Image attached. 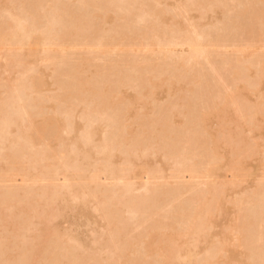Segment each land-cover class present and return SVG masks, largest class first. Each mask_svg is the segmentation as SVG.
I'll use <instances>...</instances> for the list:
<instances>
[{"label": "rangeland", "instance_id": "rangeland-1", "mask_svg": "<svg viewBox=\"0 0 264 264\" xmlns=\"http://www.w3.org/2000/svg\"><path fill=\"white\" fill-rule=\"evenodd\" d=\"M9 1L11 2V4L15 5L16 8H18L19 4L21 7L22 1H24L26 5L33 2V0H4V3L8 5ZM72 1L73 2H67L70 7H68L69 5L65 2V0L60 1L61 3H64L62 5H65V3L68 5L67 8H69V16L71 15L70 13H72L70 19L69 16H67L68 18H64V14L66 12L65 11L63 14L64 16L61 15L63 16L64 20L69 19L68 21H70L72 19L71 21H74L76 18L81 17L80 21H82L83 18V20L85 19V22L82 23H87V20L94 19L92 17L91 19L88 14L87 15L89 17L85 16V12L87 10L83 13L84 8L82 7V5V8H79V1ZM139 1L141 7L144 6L143 8L147 11L154 10L152 18L153 20L149 19L147 23L144 22V27V23H140V25L137 23L139 19L136 17V14H134L136 15L134 17V20L131 17V20L134 21V23H131L129 17L131 13L128 14V16L126 15L127 13H121L120 15L123 16V14H125V16H127L126 18L128 22L126 21L127 24L125 25L126 22H123L126 19L124 20L120 17L119 18L121 20L118 18V20L115 21L116 23H120L119 26L121 25L122 27L121 32V27L119 28L118 24L116 27L115 22L107 25L111 27V29L112 26L116 29L119 28L118 31L120 32H118L117 34L119 36L113 35L115 34V31H117L114 28L115 31L111 34V36H114V38L108 36L109 32L113 31V29L108 30V35L105 34L107 35L106 37H109L107 39H111V41L113 40L110 46H88L87 44L78 43V40L76 41L72 39L74 41H71L69 44H61L50 47L53 51V55L51 56H53L54 59L52 58V60L50 59L41 61L40 65H42V68L39 70V74L44 79V68L45 71H48L50 65L54 64L52 66H55V69H53L54 71H52V76L49 77L50 80H53L52 89L54 91H50L48 89L43 90V87L47 88L48 86L46 82H43L42 86L39 85L38 87L40 89V92L39 90H37L38 93L35 91L33 96L31 92L29 96H32V98H26V100L30 99L28 103L27 101L25 102L26 104L24 103V109L25 111H27L26 113L28 115L24 114L25 111H23V115H25L24 118L26 119L27 125L30 126V134L33 140L26 144V148L33 152H37L42 148L47 149L49 153V161H52L54 163L56 162L60 166L61 146L55 143V139L57 137V134H62L64 130L67 131L71 128L70 125L73 121L72 111H76L80 108V121L82 122V130L80 131V134H83L80 135L81 141L83 140V142H87L90 139L88 134L90 132V127L94 126L98 121L102 122L105 125V130L103 132V140L105 142L104 146L109 150L112 149L110 151H113V149L117 150L118 148V152L120 151L122 152V154L127 152V154H129L130 149L132 152V149L135 150L138 144H142V147L138 145V148L141 147L143 152L145 153L151 151V149L154 150V146L158 145V143L156 144V142H159L160 144L164 142L163 147L164 149H166L165 144H167L168 147L165 151L167 152L168 150L169 152L170 144H174L173 146H176V140H180L182 144H179L178 148L176 149L177 152L174 151V153L172 154L174 157L172 158L178 160V158L180 157V163H176L175 160L174 163L176 165V168L180 167L182 169L183 166L184 173L180 171L182 173L181 175V173L177 171L176 175L175 171L170 178L171 180H168L170 182L174 181L169 183L170 185H166V183L163 182L162 179H158L157 176L156 179L155 175H150L154 178L148 175V178L145 177V179H143L144 177L138 174L139 179L141 180L140 187H137V189L135 188V190L130 193L133 195H129L130 200L131 197L134 198V195L136 199L139 194L142 196L144 192L145 195L147 191H150L148 190L150 189V187H152V190L155 187L157 188V190H159V188L162 190V187H159V184L160 186H163V188L166 185L165 189H169L172 185L170 188L171 190H168L169 192L167 190H164L165 193H163L162 191V193L164 194L163 196L168 193L167 195H169V197H166L167 195L165 197H161L162 199L160 200L162 202H158L161 203V205L157 203L156 206L153 207L154 209H156V214L153 211L154 214L152 218H148L149 216H146L144 217V219L146 220L145 221L143 220L142 216H145L144 212L141 213L142 215L140 214V212L136 213V216L133 214L134 217H136L135 220L142 219L143 221L139 220L141 226H138L136 229H134V231L129 233L131 237L129 235L127 237L129 239V242L127 243L132 248L130 249L128 244H126V246H128L127 248L132 251L129 250V252L127 249L125 250H127L129 254L131 252H134V255L131 253L132 258H127L128 264H154L157 262V260L159 264H162L159 259L160 257L162 258L163 252L167 254L175 253L177 250V241L184 242V240L189 238L190 234H192L193 231H195L197 236L199 235V241L201 240V237L204 238L203 243L200 244L197 250L199 251L204 249L200 252L201 254H198L200 256H203L205 261L204 264H237V262H239L240 260L244 262L243 259H240L242 258V255L240 254L245 242V238L248 237V240H250L251 238H253L251 237V235L254 229V231H256V229H262V225L260 224H257L255 228L254 226H252L257 223L252 216L254 214V211L252 212V210L254 209L256 211L255 204L257 202L255 200V197L259 196L260 193H262L260 195H264V0H195V3L198 4L201 8L212 4L217 5L222 9V13L224 14H221L222 17L218 19V21L216 22L217 24L215 23V27H213L214 30L211 29L209 31H212L210 33H212L214 37H217V39L225 38L226 41L228 40L234 43L225 47H219L213 44H209L206 46V48L212 51L213 57L211 58V62H214L213 64L215 68H218L221 74H219L217 69L216 70L218 74L223 77L221 78L223 81H221L220 79L221 76L218 77L216 75H213L214 73L213 71H210V65L207 63L206 59L199 58V65L197 67L204 71V73L207 72V75L206 73V76L203 75V73L202 75H196L194 72L183 81H181V79L178 80L180 81V83L176 81L181 77L176 78V75L173 76L174 72L172 74V72H170L171 70L169 71L171 74H169L168 71H166L168 73L160 71L161 68L164 69L163 67L165 66L168 67L167 70L169 68L171 69L175 61L166 56L165 50L162 49L161 46H156L150 43L154 42V37L156 35H159L163 27L162 23L164 21V14L161 12V9H165L166 6L157 4L156 0ZM52 2H54V0H47L46 4L48 5L49 3L50 5L48 7L44 5L39 9L38 12H36L35 15L38 17L36 18L37 24L35 22L36 28H44V26H46L47 23L50 20L52 21V18H54L55 14L51 13L53 12V7L51 8V5L53 6L55 2L51 4ZM190 4L191 3L189 0H180V2L176 4V9H173L171 11L172 14L177 15L183 21L187 29H190V19L185 6H189ZM244 4L248 7L246 11L243 10L245 8ZM26 7L28 8L29 5H27ZM16 10L18 11L16 12L18 15V18L16 17V20H11L9 13L7 11H3L0 16V26L9 30V25L17 27L21 26L22 24V27L24 26L25 29H30L33 25L32 22H29L31 20V16L27 14L28 11L24 9L26 11L25 12L22 8V12L20 8L19 10ZM242 11H244L243 14ZM132 13H134V11ZM125 16H123V18ZM139 22H141V20ZM136 23L138 24V26L136 25ZM123 24L125 26H123ZM97 25L99 27V25L101 24H99L98 22ZM96 26L94 28H96ZM146 26H148V32L147 29H145ZM62 27L61 25L56 26L57 29L54 30H58L57 33L59 34L63 30L60 29ZM98 27L97 29L100 28ZM58 28L61 30L60 32ZM150 28H152V30H150ZM137 31L139 32L138 35L136 34ZM92 32L96 34L93 29V31H91V35L87 34L88 37L90 35L93 36V38H97L98 34L94 36V34L92 35ZM97 33L99 32L97 31ZM133 33L134 35L136 34V36H134V39H131L133 37L130 36H133ZM58 34H56V32L52 34L53 41H58V36L60 35ZM102 36H104V34ZM144 36L146 37V39L149 37L148 44L146 45H143L144 41L142 40V38H144ZM88 37L86 36L85 38ZM116 37H118L117 40L115 39ZM31 38V43L33 40H37L43 45H46L47 41L44 42L39 40L40 34L38 32L34 33ZM90 38L86 40L91 41ZM52 40H50V42ZM62 40H67V37L62 38ZM86 40H84V42ZM134 40H141L139 42H136L137 44H140L136 45ZM246 40L248 41V43H246ZM34 47L35 46H31V48ZM39 48L42 49L41 46L38 47V50H40ZM61 59H67L68 64L67 62H65L64 64L61 63ZM248 59H250V62H248L249 65L247 63ZM82 63L85 66L84 70H81L82 72L80 74H70L72 70L75 71L71 67L80 65ZM10 64H12V62L10 61V58L8 56L7 47L0 44V96L2 97L6 95L5 91L7 87L17 79L18 81H27L26 83H28L30 86L34 83L37 84V82H34L33 78L31 79L30 69L27 65H20L21 67L19 65V67L16 65L15 67H11ZM69 64L71 65V69L69 68ZM62 65H64V67L61 68L60 66ZM65 65H67L68 67H66L69 68V71H67L69 73V76H66L68 73L64 74L66 73V70L64 69ZM3 67L8 68L9 70H1ZM76 67L74 68L76 69ZM172 70L177 71V73L179 72L178 69L176 70L172 68ZM212 75L214 78L216 77V79H218V82L212 77ZM164 79H167L168 81H164ZM80 80H82L86 84L89 90V92H86L84 95L78 92V85L80 84L78 82ZM212 80L216 81L217 84L215 85L214 81ZM102 83L108 84L109 89H114L115 86L122 87L121 90H123V92L125 93H128L130 91V88L133 87L134 83L138 84L139 87L136 86L135 88L134 86L133 93H135L136 95H134V97H132L130 101H126L125 104H118L116 108L112 110L114 112H108L103 105V99H105V97H103L101 93V87L103 85ZM149 86L155 87L156 92L161 89H164V92H162L161 95H158L156 92H154L151 99H147L141 94L146 88L150 89ZM95 93H98L100 95L98 96L97 105H95L94 102H92L93 100H91V96H93ZM79 95L82 98L79 97ZM177 97L180 98L179 103L176 102ZM51 104L54 106V110L53 108H51ZM126 108V114L130 113L133 116V118L130 120L131 125L127 127L132 132L131 134H128L129 137L125 133L126 129H123L124 125H122L123 118H125ZM172 110H176V113L180 120H184V123L183 125H181V129L179 128V131H175L174 129L172 130L169 128V126H171V124H169V117L172 116ZM7 111L9 113L7 114L6 112L8 116L11 115V113L13 114V111L10 113V108H8ZM105 111H107L108 113H105ZM150 111L155 112L154 118L157 119L158 122H160L159 120L161 118L160 128H158L159 124L158 126L151 124V115L146 114ZM117 112H119V114ZM110 113H112V116L110 115ZM232 114L235 116L234 120L237 119V124L236 121L234 122L232 120ZM109 119H113L114 122H108ZM119 119H121V121ZM60 121H63L62 125ZM167 132L168 134L166 135ZM154 133L158 136H155ZM234 134H236L235 142L232 141L234 139ZM125 135L128 138H126ZM203 135H205V144L203 143L204 139L202 140ZM190 137L195 138V140H193L192 138V144L195 141L196 143L194 145H190L194 146L196 150L193 147H185V145H188V139L190 140ZM157 138H160L161 140ZM206 142L207 148H204L205 151L203 152V144L206 146ZM179 147L182 148V150L178 151L180 149ZM147 148L149 151L147 150ZM183 149H185V151ZM189 149L194 154L189 153L191 152L188 151ZM206 151L208 155L207 159L205 158ZM175 153L178 154L175 155ZM227 153L228 155L226 157ZM183 155L187 157L189 156L190 159L188 157L187 160V157L185 158V156ZM182 156L184 157L183 160ZM205 159L207 160V162L205 161ZM181 161L183 165L181 164ZM121 165H124V167L126 166L125 163H122ZM218 166L221 167L216 174L215 170ZM95 168L97 172L98 169L96 166ZM123 168H121V173L124 171V173L122 174L127 175V173L125 172L126 167L124 168L125 170ZM59 170H61V172ZM1 171L2 170H0V187L2 186L1 188H3V191H5L6 189L5 186L10 188V186H12L11 184L16 185V183L18 184L20 182H15L16 177L14 171ZM57 171L62 173L63 175L66 173V170L63 168H60ZM94 172L93 174L95 175L96 172ZM122 174L120 176L123 177L121 178L122 180L117 176L115 178L109 179L108 181H105L106 183L103 180V184H100L101 180L99 182V185L103 186L101 188H104V197H106V195L108 194L105 198L106 200L108 199L105 202L107 203V207H105V209H108V206H110L108 209L109 212L110 209L117 208L119 204L118 201H120V198H123V194L119 193L123 192V185H126L127 183V181H124L128 180V178L127 176L125 178V176H123ZM94 175H92L91 178H93ZM183 175H185L184 177L186 178L185 180L188 185H182L180 187L182 188V192L180 193L181 195H178L179 197H175L176 199H173L174 201H172L170 195L173 194V192H175L176 190L173 189V191L172 188H176L175 181L177 182V178L179 176L183 177ZM12 180H14L15 184L12 182ZM10 181L11 184L9 183ZM39 181L41 182L42 180L37 178L36 175L32 176V179H25L24 177V179L21 180L20 185L22 184L21 186L25 188V192L28 190L26 192V195H33L37 196L38 198V195L40 196L43 192V190L41 192V187L45 188L46 186H48V184L46 185V183H44L43 181L41 182L42 186H40V189H38L37 185L36 188L35 183L37 182L36 184H38L40 183ZM152 182L154 183V186ZM214 182L216 184L212 191L211 185ZM162 183L165 184L161 185ZM35 191L40 193L38 194ZM140 195L138 197H140ZM172 196H174V194ZM42 197L43 196L41 195L39 201L43 200ZM37 198L36 200H38ZM253 198L255 201H253ZM167 199L168 202L166 203V205L168 206L165 205ZM113 200L118 201L112 204L113 202L111 201ZM12 201L15 202L16 200L12 199ZM252 202L255 204H253ZM1 203L5 202H0V206H2ZM7 203L10 204L12 202L10 200L9 202L7 201ZM7 203H5V208L8 206ZM132 203H134L132 202V200L128 203V205L130 204V209L132 207ZM251 204L252 206L255 205V207L250 206ZM10 205H14V203ZM10 205L9 207H11ZM162 205L163 207L160 208ZM239 207L241 211L238 210ZM246 207L248 211L246 210ZM248 207H251L250 212L253 213L251 214L250 219H248L249 217H247L250 216ZM2 208L0 210H2ZM232 208L235 209V211H232ZM27 210H25L23 214L22 211L19 212L21 215H18V212H16L15 209V212L13 210L11 212H14L15 214L13 213L11 215L9 212L8 213L10 216L17 214V218L20 216L22 218L24 217V219L20 217V220H22L23 222H28L26 220L29 219L25 216L29 215V217H31V213H29L31 209L28 212ZM224 211H226V213H224ZM233 213H235V215ZM236 213H238V215H236ZM246 213L249 214H247L246 216L244 215ZM137 215H140L142 217H137ZM243 215L246 216L243 219L245 221L242 220ZM20 220L18 219L17 221L19 222ZM241 220L243 221V223L241 222ZM237 223L243 224H241L242 226H240L241 229L240 227L238 229L236 228V225H238ZM20 225H22L21 227H23V229L19 228ZM20 225L18 226V231L21 230L23 232L24 228L26 229L27 224L25 225V227L23 223H21ZM205 231H207V237ZM22 232L21 234L25 233V231L23 233ZM48 234H46L47 237H41V239H45L41 240L39 244L34 241V244H36L35 246L32 245L33 240L29 239L31 241L30 243H32L30 246H34V249L30 248L31 250L33 249L32 251L30 250L32 254L29 255V253L31 252H27L29 247L26 248L27 250H24L23 252V249H25L24 247H27V245L23 246V249H20V251H22L23 253L21 254L20 252L21 255L19 254L17 256L19 258H14V260L16 259L15 261L17 262V264H60L61 262V264H63V261H61V259L64 256L60 251L61 249H59L60 244L58 243L59 248H57V241H55V239L57 238L56 236L58 235L56 234L55 236L54 234H51L52 236L49 235L51 236L49 237ZM58 234L61 235V233ZM39 240L40 238L38 239V241ZM5 242L2 245L6 244ZM204 243L206 244L203 245ZM260 244V247L264 248V236L261 237ZM207 248H211V251L209 250V252L206 253L205 250H207ZM7 249L9 248L7 247ZM9 250L11 251V249ZM58 250L60 252H58ZM53 251L55 253H53ZM263 251L264 249H262V253ZM56 252H58L59 254ZM26 253H28L29 257ZM262 253L260 254L262 255ZM24 254H26V256L28 257V261H26L27 257H25ZM54 254L58 255H56L55 257ZM60 255L63 257L61 258ZM255 255V263L258 260L256 264H264V255H258V258ZM21 257H23V260H18L21 259ZM259 258L261 260L263 258L262 262H260ZM131 259L132 261H129ZM4 261L3 263L1 262V264H9L8 262L10 260L5 262ZM12 261H10V263L14 264L15 262L13 263ZM19 261H21V263H19ZM71 261L72 260H70L69 263ZM75 262L76 261H72V263L74 264ZM79 262H76V264L95 263L94 259L84 260L80 263ZM124 264H127V262H125ZM239 264H241V261Z\"/></svg>", "mask_w": 264, "mask_h": 264}, {"label": "bare ground", "instance_id": "bare-ground-1", "mask_svg": "<svg viewBox=\"0 0 264 264\" xmlns=\"http://www.w3.org/2000/svg\"><path fill=\"white\" fill-rule=\"evenodd\" d=\"M60 1L61 0H54L55 3L54 2L51 3V4L54 3L53 6L51 5V8L53 7V9H52L53 12H51V13L55 14L54 18H52V21L50 20L51 21L50 22L48 20L49 22L47 21L48 23L46 26H44V28L43 27L42 28L41 27L36 28L35 22H36V18H38V17L35 14L44 5L46 7H48L50 5L49 3H48V5L46 4L47 0H33V2H31V4H27V5H29L28 8L26 7L27 5L25 4L24 1H22L21 7L19 4L18 8H16V6L11 4L10 1L8 2V5H6V3H4V0H0V16H1V13L3 11H7L11 17L10 19L16 20L18 18L17 17L18 15L16 13L18 11L16 9L19 10V8H20V10L22 8L23 10L25 9L26 11H28L27 14L31 16V18H30L31 20L29 21V19H28V21L30 23L32 22V25H33L30 29H25L24 26L22 27V24H21V26H17V27L9 25V30L0 26V44L7 47V53H8V56L10 58V61L12 62V64H10L11 67H15L16 65L17 66L18 65L19 66L20 65L21 66L27 65L30 69L31 79L33 78L34 82H37V84L34 83L30 86L28 83H26L27 81H21V80L18 81V79H17L16 81L12 82L11 85H9L7 87V89L5 91L6 95L4 97L0 96V170H2L1 172H3V171L10 172L11 170L14 171L16 180H18V181L15 180V182H19V181L21 182V180L24 179V177H25V179L26 178L32 179V176L36 175L37 178L42 180L41 182L44 181V183H46V185L48 184V186H46L45 188L41 187V192L43 190V192L41 193V195L43 196L42 197L43 200H41V201H39L41 195L40 196L38 195L40 192L38 193L37 191H35V192L38 193L37 194L38 198H37V196H33V195L29 196L28 194H27L28 195V197H27L26 192L28 190L25 192V190H24L25 188H23V186H21L22 184L20 185V182L18 184L16 183V185H18V186H16V185L11 184V181H10L9 183L12 186L8 185V186H10V188L5 186L6 187L5 191H3V188H1L2 186L0 187V202L7 203V201L9 202L11 200L12 203H10V204L14 203V205H10L9 203H7L8 206L6 208L4 207V206H6L5 203H1L3 208H2V206H0V209L2 208V210H0V212H1L0 216H2V217H0L1 218V220H0V222H1L0 223V241L2 242V243L0 242L1 243L0 244L1 245L0 246V264H1V262L3 263L4 260L5 261H9V260L12 261V259H13L12 262L13 263L15 262L14 264H17V262L15 261L16 259L14 260V258H19L17 256L20 254V252L22 254L24 252V250H27L26 248H28V247L29 248H28L27 252L28 253L31 252L34 249L33 247L36 245L34 243L37 242L39 244V242L41 240L45 239V238L41 239V237H44V236L47 237L46 234H48V233H49L48 236L51 234H54L55 236H56V234L58 235V236H56L57 238L55 239V241H57V243L56 242L55 243H56V246H58L57 248H59L58 243L60 244L59 249H61L60 251L62 252V255L64 256L63 257L60 255L61 258L63 257L61 259V261H63V264H71L72 261L73 262L74 261H76V262L82 261L83 262L84 260H91V259H94L96 264H115V263L116 264H124L125 262H127V264H128L127 258H132V254L134 252L133 253L131 252L132 254L131 253L129 254V252L132 251V250H130L132 247L129 246V244L127 243V242H129L128 241L129 239L127 237H128L130 232L134 231V229H136L138 226H141V224L139 223V220H142V219H139V220L137 219L138 221L135 220L136 217H134V215L138 212H140V214L142 212H144L145 216L141 214L143 216V220H145L144 217H146V216L147 217L149 216L148 218H150V217L152 218L153 214L156 210L153 207H155L159 201L162 202L160 200V199H162L161 197H165L168 194L167 193L165 196H163L164 195L163 193H165L164 190H167V191L171 190L170 188L172 185L170 186V188L167 187L169 189H165L166 185H168L171 182H174V181L170 182L168 180H171L170 178L172 177V175L174 174L175 171H176V175H177V171L178 172L181 171L182 173H184L183 172V166H182V169L180 167L176 168V165L174 163L175 158H172V157H174L172 155L174 153V151L177 152L176 149L178 148L179 144H182L181 141L176 140V142H175L176 146H173L174 144H172V145L170 144L169 152L167 150L168 153L165 151L168 147L167 144H165L166 149H164V147H163L164 142L161 143L162 144L161 145L159 142H156V141L155 142H156V144L158 143V145L154 146V148H153L154 150L151 149V151H149L147 148V150L149 152H145V153L143 152V150L141 148L142 144L141 145L138 144L141 147L138 148V145H137V148L135 150L132 149V152L130 149L129 154H127V152L123 153V154L120 151L118 152V148H117V150L113 149V151H110L112 149L109 150L104 146L105 142L103 140V137H104L103 132L105 130L104 129L105 125L102 122L98 121L97 123H95L94 126L90 127V132L88 133L90 139L87 142H83V140L81 141L80 135H83V134H80V131L82 130L81 129L82 122L80 121V116H81V111H80L81 108H80L76 111L75 110L72 111L73 114L71 113L73 115V117H72L73 121L71 124L72 126L70 125L71 128L67 131L64 130V132L62 134H57V137L55 139V143H57L58 145L61 146V152H60V157H61L60 164L61 165L60 166H62V167H60L59 164H57L56 162L54 163L52 161L51 162L49 161V158H48L49 153H48L47 149L42 148V149L38 150L37 152H33V151L26 148V144L30 141H33V140L31 138V134H30V126L27 125L26 119L24 118V116L27 114L26 113L27 111H25V109H24L25 108L24 105L26 104L25 103L26 101L28 103V101L30 100V99L26 100V98H28V97L32 98L35 91L38 93L37 90H39V92H40V89L38 87H39V85L42 86L43 82H46L48 85L47 88L43 87V90H45V89H48L50 91L53 90L52 89L53 80L52 79L50 80L49 77L52 76V71H54L53 69H55V66L54 67L52 66L54 64L50 65L48 71L47 70L45 71V68H44V74H45L44 79L39 74V70L42 68L41 67L42 65H40L41 61L50 60V59L52 60V58L54 59V57L51 56V55H53V53H52L53 51L50 48L51 46L54 47L56 45L69 44L71 41H74V40H76V41L78 40V43L87 44L88 46L89 45L94 46V47L110 46L112 44L113 40L111 41V39H107L109 37H106L108 35L107 34L108 30L111 29V27L107 26L108 24L110 25V24L114 23L116 20H118L119 17L121 19H124V20L126 19L123 22V23H125L127 21L126 17L130 13H131V15H134V14L137 15V16L136 15H134V16L130 15L129 16L130 20L132 18L134 20V17L136 16L139 19V21L141 20V22H139V21L137 22L139 25H140V23H144V22L147 23L149 19L151 20L153 18L154 10L151 9L152 11H150V10L147 11L146 9L143 8L144 6L141 7V4H139L140 3L139 0H77L80 2V4L78 5V6H80L79 8H82V7L84 8L83 13L87 10L85 12V16L87 17L89 15L90 18L91 17L94 18L93 20H90L88 18L89 20H87V21L89 23L88 22L82 23V22H85V19L83 20V18H82V21H80L81 17L76 18L74 21H71L72 19L70 21H68L70 19V16L72 15V13H70L71 15L69 16V12H68L69 8H67V6L69 5L68 4L69 2H73V1L72 0H65L66 3L68 2L67 3L68 5L65 3L66 6L62 5L64 3H61ZM74 1L76 2V0H74ZM189 1L191 4L189 6H185L186 11L189 15V19H190L189 20L190 21V29H187V27H185L183 21L177 15H174L171 13V11L173 9H176V7H177L176 4L179 3L180 0H156L157 4L162 5V6L165 5L166 8L161 9V12L164 14L163 15L164 21L162 23L163 27H162L159 35H156L154 37L155 38L154 42H150L151 44H154L156 46H161L162 49L165 50L166 56L175 61L172 68L176 69V70L178 69V71H179L178 73H177V71L172 70V68L171 69L169 68L167 70V68H168L167 66H165L166 69H165V67H163L164 69L161 68L160 71H163V72L168 71L169 72L171 70L170 72H172V74L174 72L173 76L176 75L175 76L176 78L181 77V78L177 79L176 82H178V83H180V81H178V80L181 79V81H183L185 78H188L194 72L196 75H202V73H203V75H205V73L207 75V72L204 73V71H202L199 67H197L199 65V61H198L199 58L206 59L207 63L210 65V68H209L210 71L211 72L213 71V73H214L213 75L220 77L221 75H219V74H221V73L219 72L217 67L215 68V66L213 64L214 62H211V58L213 57L212 51H210L208 48H206V46L209 44H213V45H217L219 47H222V46L225 47V46L232 45L234 43L232 41H228V40L226 41L225 38L217 39V37H214L212 35V33H210L212 31H209L211 29L214 30L213 27H215V23L218 21V19H220L222 17L221 14H224V13H222L223 11L219 6L210 4V5H207V6H204L201 8V7H199L198 4L195 3V0H189ZM81 5H82V7H81ZM137 5H139L140 7ZM68 7H70V5ZM244 7L245 8L243 10L246 11L248 7L245 6V4H244ZM133 11H134V13H132ZM244 11H242V14L244 13ZM21 12H22V10H21ZM64 12H65V14H64ZM71 12H72V10H71ZM121 13H125V14L127 13L126 14L127 16H125V14H123V16H125L123 18V16L120 15ZM61 15H63L64 18H68L67 16H69V19L64 20L63 16H61ZM96 20H97V22H96ZM133 20H131V23L132 22L134 23ZM66 21H67V23H66ZM98 22H99V24H101V25H99L100 28L97 25ZM127 22L125 23V25L127 24ZM137 23H136V25L138 26ZM145 23H144V27H145ZM36 24H37V22H36ZM115 24H116V27H117V24H118L119 28L121 27V25L119 26L120 23L115 22ZM60 25H61V27L63 26L62 28H60V29H63L62 31L58 28L59 32L61 31L59 33L61 36L57 33L58 30H56V31L54 30V29H57L56 26H60ZM125 25L123 24V26H125ZM95 26H96V28H94ZM29 27H30V25H29ZM97 27L99 29H97ZM39 28H41V29H39ZM114 28L112 26L113 31L109 32L108 36H111V34L114 33L115 30H117V31H115V34H113V35L119 36V35H117L119 32L118 31L119 28L118 29L115 28V30H114ZM93 29H94V32H96V34H98L97 38L94 37L95 39L93 38V36H90L91 31H93ZM145 29H147V32L149 31L148 26H146ZM96 30L100 34L97 33ZM150 30H152V28H150ZM53 31L56 32V34H58L60 36V37L58 36V41L52 40V36H53L52 34H54ZM121 31H122V27L120 29V32ZM36 32H38L40 34V38H39L40 41H44V42L47 41L46 45H43L42 43H40L37 40H33L32 41L33 44L31 43V39H32L31 37ZM147 32H145V33H147ZM87 34H90L89 37ZM93 34H94V36L96 35L95 33L92 32V35ZM103 34H104V36H102ZM105 34H107V35H105ZM136 34L138 35L139 32L137 31ZM136 34L134 35V33H133L132 34L133 36H130V37H133L131 39H134V36H136ZM86 36L88 38L91 37L90 38L91 41L86 40V39H88V38H85ZM65 37H67V40L63 41L62 38H65ZM104 37L106 40L104 39ZM111 37L114 38V36H111ZM117 38L118 37H116L115 39L117 40ZM148 38L146 39L145 36H144V38H142V40L144 41L143 45L148 44ZM49 39L52 40L53 42L52 41L50 42ZM72 39H74V40H72ZM92 39H94V40H92ZM48 40H49V42H48ZM84 40H86V41L84 42ZM134 41H135L136 45H139L140 43L137 44L136 42H139L141 40H134ZM246 43H248L247 40H246ZM248 45H251V44H248ZM31 46H35V47L31 48ZM39 46H41L42 49L39 48L40 50H38ZM229 58H230V56H229ZM63 60H64V62H63ZM61 61H62L61 63L64 64L65 62H67V59H61ZM248 62H250V59L247 60V63ZM67 64H68V62H67ZM248 65H249V63H248ZM66 66L67 65H65V68H64L66 70L65 71L66 73H64V74H67L68 73L67 71H69L68 69L71 67L70 64H69V68H67L68 66L67 67ZM76 66H74V67H76V69L74 67H71L75 71L72 70L70 72V74L71 73L72 74H80L84 70L85 65L82 63V64L76 65ZM60 67L62 68V67H64V65H62ZM216 69L218 70L219 74H218ZM1 70H9V69L3 67ZM63 70H62V72H63ZM76 70L80 71V72H77ZM73 72H77V73H73ZM168 72H166V73H168ZM170 72H169V74H171ZM213 75H212V77H213ZM66 76H69V73ZM172 77H170V78H172ZM221 78H223V77L221 76L220 79ZM214 79H216V77ZM220 79H219V81H220ZM164 81H168V80L164 79ZM212 81H214V80H212ZM216 81L218 82V79H216ZM216 81H214L215 85L217 84ZM221 81H223V80L221 79ZM78 83H80L78 85V92L80 94L84 95L86 92H89L86 84L82 80H80ZM102 84L103 85L101 87V89H102L101 93H102V96L105 97V99H103V105L108 112H110V111L114 112L112 110H114L118 104H125L126 101H130V99L132 97H134V95H136L135 93H133L134 92L133 91L134 86H135V88H136V86L139 87L138 84L134 83L133 87L130 88V91L128 93H125V92H123V90H121L122 87L115 86L114 89L113 88L109 89L108 84H106V83H102ZM43 86H45V85H43ZM149 87H150V89L146 88L143 91V93L141 94L143 97H145L147 99H151L154 92H156L155 87H153V86L152 87L149 86ZM31 92H32V96H29L31 94ZM162 92H164V89L158 90L156 93L158 95H161ZM98 96H100L98 93H95L93 96H91V100H93L92 102H94L95 105L98 104ZM79 97H81V96L79 95ZM176 102L177 103L180 102L179 97L176 98ZM8 108L11 109L10 113L13 111V114L11 113L12 116L7 115V114H9L7 111ZM51 108H53V110L55 109L52 104H51ZM126 110H127V108L125 109V118L122 117L123 118L122 125H124L123 129L124 130L126 129L125 133L128 135V134L132 133L131 130L127 127H129L131 125L130 120L133 118V116L130 113L126 114L127 113ZM164 110H165V108H164ZM23 111H25V113H24L25 115H23ZM107 111H105V113ZM6 112H7V114H6ZM117 113L119 114V112H117ZM146 114L151 115V124L152 125L158 126V124H159L158 128L161 127V118L159 120L160 122H158V120L154 118L155 112L150 111L149 113H146ZM110 115L112 116V113H110ZM10 116L13 118H11ZM231 117H232V120L234 122L236 121V124H237V119L234 120L235 116L232 114ZM99 118H101V117H99ZM119 120L121 121V119H119ZM112 121H113V119L108 120V122H112ZM60 122L62 125L63 121H60ZM183 123H184V120L183 121L180 120V118L178 117V115L176 113V110H172V116L169 117V124H171V126H169V128L172 130L174 129L175 131L176 130L179 131V128L181 127V125H183ZM155 133H154V135L158 136ZM167 134H168V132L166 133V135ZM235 135L236 134H234V139L232 140L234 142L236 141ZM204 136L205 135H203L202 140L204 139ZM125 137H126V135H125ZM128 137H129V135H128ZM128 137H126V138H128ZM160 138H157V139L161 140L162 138L161 139ZM192 138L190 140L188 139L189 143H188V145H185V147L186 146L187 147L188 146L193 147L196 150V148L194 146H191V145H194L196 143V141H195L192 144V142H193ZM193 140H195V138H193ZM204 142H205V139L203 140V143ZM203 143H201V144H203ZM204 144H203V152L205 151L204 148H207V142H206V146ZM119 147H120V145H119ZM193 148H190V149H193ZM190 149L188 151H191ZM180 150H182V148H180L178 151H180ZM183 150L185 151V149H183ZM189 153H193V152L191 151ZM176 154H178V153H175V155ZM202 154H204V153H202ZM187 155H188V152H187ZM205 155H206L205 158L207 159V157H208L207 151L205 152ZM227 155H228V153L226 154V157H227ZM183 156H185V155H183ZM183 156H182V160L184 158ZM213 156H215V155H213ZM186 157L187 156H185V158ZM188 157L186 158L187 160H188ZM176 159H177V157H176ZM179 159H180V157L178 158V160H175L176 163H180ZM189 159H190V157H189ZM206 159H205V161L207 162ZM177 161H179V162H177ZM122 163L126 164V166H125L126 170L124 169L125 168L124 165L123 166L121 165ZM181 164H182V161H181ZM57 166H58V168H57ZM95 166L98 169L97 172H96ZM220 167L218 166L216 168V170H215L216 174L218 173V170L220 169ZM60 168L61 169L63 168L66 170V173L64 175L62 173H60L61 170H59L60 172L57 171ZM121 168H123L125 170L127 175L122 174V173H124V171L121 173V171H122ZM93 169L96 173L93 171ZM178 169H180V170H178ZM93 172L95 173V175L93 174ZM120 173L123 176H125V178H126V176L128 178V180L124 181V182L127 181V183H126V185H123L124 186L123 192L119 193L117 191L119 194H121V193L123 194L122 195L123 198L121 199L119 196L120 201L117 200L119 202L117 208H114V209L112 208V209H110V212H109L108 209L110 206H108V209H105V207H107V203H105V202L108 200V199L106 200L105 198L107 197L108 194L106 195V197H104L105 196V194H103L104 188L103 189L101 188L103 186L99 185V182L101 180V182H100V184H101L102 180L105 182V181H108L109 179L115 178L117 176L121 179L123 177H120L121 176ZM182 173H181V175H182ZM138 174L141 175L142 177H144L143 179H145V177L148 178V175L149 176L155 175V178L157 176L158 179H162L163 182L166 183V185L163 188V186H160V184H159V187H162V190L160 188H159V190H157L156 187L153 188V190H152V187H150V189H148L150 191H147L145 195H144V193H145L144 192L143 193L144 196L143 195L141 196L139 194L140 197H138L139 196L138 195L136 199H135V195H134V198L131 197V200L134 203L131 204L132 207L130 209V206H129L130 204L128 205V203L131 202L129 195H133L130 193L133 190H135V188L137 189V187H140V184H141V180L139 179ZM61 175H63V176H61ZM92 175H94V177H96L97 179L94 177L91 178ZM153 176H150V177H153ZM184 176L185 175H183V177L179 176L177 178V182L175 181L176 186L175 185L174 186L176 188H172V190L176 189L175 190L176 195H175V192H173L174 190L171 191V192H173L174 196H172L173 194H171V192H170V194H171L170 198H172V201H174L173 199H176L175 197H177L178 195L179 196L181 195L180 193L182 192V188H180V187L182 185L185 186L187 184L186 180H185L186 178ZM242 179H243V177H242ZM12 182L15 184L14 180H12ZM36 183H35V186L37 185L38 189H40V186H42V183L41 184L38 183L40 185H38ZM154 183H155V181H154ZM154 183H153V186H154ZM164 184L162 183L161 185H164ZM215 184L216 183L214 182L211 185L212 191L214 189ZM35 186H34V188H35ZM37 186H36V188H37ZM156 186H158V185H156ZM243 189H244V186H243ZM119 191H121V190H119ZM162 191H163V193H162ZM260 194H262V193H260ZM260 194H259V196L255 197L256 198L255 200L257 203L255 204L252 202L253 204L256 205V207H255V205H253L255 207L256 211L254 209L253 210L251 209L252 212L254 211L253 212L254 214L252 212H250L251 207L250 208L248 207L250 214L246 213L244 215L247 216V214H249L250 216H247V217H249L248 219H250L251 214H253L252 216L254 217V219L256 220L257 223L255 225H252V226H254V228H255L257 224L258 225L260 224V225H262V229H259V230L256 229V231H254L255 230L254 229L253 233L251 235V237H253V238H251L250 240H248V237L245 238V242L243 244V248H242L241 254H240V255H242V258L239 257L240 259L244 260V262H242V260H240L241 264H256L258 260L255 263L254 255L257 254L255 256L258 258V255L260 253H262V249H264L263 247L262 248L260 247L261 237L264 236V195H260ZM166 197H169V195H167ZM36 198L38 200H36ZM132 198L134 199V201ZM12 199H14L16 201L14 202V201H12ZM35 200H36V202H35ZM114 200L111 201V202H113L112 204H114V202H117ZM255 200L253 198V201H255ZM109 201H110V199H109ZM169 201H171V200H169ZM167 202H168V199L165 202V205ZM158 204L161 205V203H158ZM9 205L11 207H9ZM104 205H106V206H104ZM169 205H170V203H169ZM12 206L15 209V211L18 212L17 213L18 215H21L19 213L21 211L23 214V212L25 210H27L28 208L29 209L27 210V212L31 209L29 212V213H31L30 214L31 217H29V215L25 216L29 219V220H26L27 218L25 219L28 222L24 221L27 224L26 229L24 228L25 233H23L24 231L22 232L21 230L18 231L19 230L18 226L21 223L24 224V227L26 225L22 220H20L21 216L17 218V214L13 215V216L9 215V213L12 215L15 212L14 209L12 208ZM166 206H168V205H166ZM250 206H252V204ZM162 207H163V205L160 208H162ZM10 208H12V209H10ZM9 210H11V211H9ZM12 210L14 211L13 213H11ZM238 210L241 211L240 207L238 208ZM246 210L248 211L247 207H246ZM112 211H113V213H112ZM232 211H235V209H233ZM243 212H244V210H243ZM147 213H148V215H147ZM224 213H226V211H224ZM155 214H156V212H155ZM233 214L235 215V213H233ZM236 215H238V213H236ZM244 215L242 217V220L244 219V217H246ZM139 216L137 215V217H139ZM142 216H140V218ZM18 219L21 222L20 221L18 222L17 221ZM22 219H24V217ZM224 219H225V217H224ZM242 220H241V222L243 223V221H245V220H243V221ZM212 222H214V221H212ZM242 223H240V224L237 223L238 225H236V228L238 229L240 226H242L243 225ZM156 224H157V222H156ZM154 225H155V223H154ZM21 226L22 225H20L19 228L23 229V227H21ZM240 229H241V227H240ZM21 232L23 234H21ZM58 233H61V235H59ZM205 234L207 237V231H205ZM51 236H49V237H51ZM198 237H199V235L197 236L195 231H193L192 234H190L189 238L184 240V242L177 241L178 243H177V247H176V249H177L176 252L170 253V254L163 252V254H162L163 259L160 257V259H159L160 262L162 264H201V263L204 264L205 261H204L203 256L198 255L204 249L197 251L200 244L203 243L204 238L201 237V240L199 241ZM7 238H8V240H7ZM39 238H40V240L38 241ZM29 239L33 240V244L30 243L31 241ZM5 241H7V242H5ZM4 242L6 243V244H4L5 246L2 245ZM50 242H51V240H50ZM132 242H133V240H132ZM31 244L34 246L33 247L30 246ZM126 244H128L130 249L127 248L128 246H126ZM205 244L206 243H204L203 245H205ZM26 245H27V247H24L25 249H23L22 247L26 246ZM132 246H133V244H132ZM7 247L9 249H11V251L9 249H7ZM21 248L23 249V252L20 251ZM30 248H33V249L31 250ZM125 249H127L128 251L130 250V251L128 252ZM210 249L211 248H207V250H205V252L206 253L209 252ZM60 251L58 250V252H60ZM257 251H258V253H257ZM58 252H56V253H58ZM28 253H26V254L29 257V255H31L32 252L29 253V255H28ZM53 253H55V252L53 251ZM26 254H24L25 257H27ZM58 254H56V255H58ZM56 255H55V257H56ZM263 255H264V251H263L261 256H263ZM25 257H24V260H25ZM28 257L26 258V261L29 260ZM252 257H253V259H252ZM22 258L23 257H21V259H18V260H23ZM263 258H264V256H263ZM263 258H262V260H263ZM57 259H58V256H57ZM59 259H60V257H59ZM161 259H162V261H161ZM70 260H72V261L69 263ZM262 260L260 259V262H262ZM10 261L8 263L12 264V263H10ZM129 261H132V259ZM240 261L237 262V264H239ZM57 262H58V260H57ZM76 262H75V264H76ZM19 263H21V261H19ZM157 263H158V260L154 264H157ZM26 264H29V263H26ZM72 264H74V263H72Z\"/></svg>", "mask_w": 264, "mask_h": 264}]
</instances>
